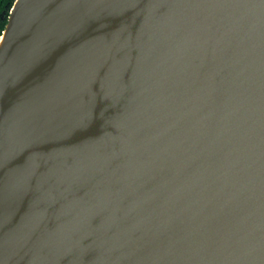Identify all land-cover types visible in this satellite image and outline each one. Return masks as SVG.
<instances>
[{"label": "water", "instance_id": "1", "mask_svg": "<svg viewBox=\"0 0 264 264\" xmlns=\"http://www.w3.org/2000/svg\"><path fill=\"white\" fill-rule=\"evenodd\" d=\"M0 264H264V0H15Z\"/></svg>", "mask_w": 264, "mask_h": 264}, {"label": "trees", "instance_id": "2", "mask_svg": "<svg viewBox=\"0 0 264 264\" xmlns=\"http://www.w3.org/2000/svg\"><path fill=\"white\" fill-rule=\"evenodd\" d=\"M15 0H0V36L8 22L11 7Z\"/></svg>", "mask_w": 264, "mask_h": 264}]
</instances>
